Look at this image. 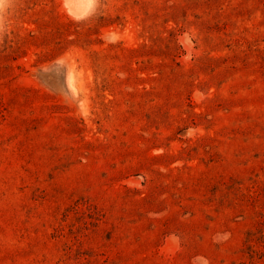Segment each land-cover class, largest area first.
I'll use <instances>...</instances> for the list:
<instances>
[{"label":"rangeland","instance_id":"374dc122","mask_svg":"<svg viewBox=\"0 0 264 264\" xmlns=\"http://www.w3.org/2000/svg\"><path fill=\"white\" fill-rule=\"evenodd\" d=\"M0 264H264V0H0Z\"/></svg>","mask_w":264,"mask_h":264},{"label":"bare ground","instance_id":"6f19581e","mask_svg":"<svg viewBox=\"0 0 264 264\" xmlns=\"http://www.w3.org/2000/svg\"><path fill=\"white\" fill-rule=\"evenodd\" d=\"M67 80H68V84H69L70 88L75 90L77 87L75 84V78H74V74H73L72 70L69 71Z\"/></svg>","mask_w":264,"mask_h":264},{"label":"trees","instance_id":"16d2710c","mask_svg":"<svg viewBox=\"0 0 264 264\" xmlns=\"http://www.w3.org/2000/svg\"><path fill=\"white\" fill-rule=\"evenodd\" d=\"M3 55V54H2ZM4 55H6V54H4Z\"/></svg>","mask_w":264,"mask_h":264}]
</instances>
